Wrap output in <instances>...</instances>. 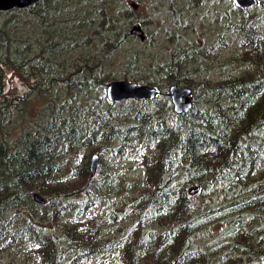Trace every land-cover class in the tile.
I'll return each instance as SVG.
<instances>
[{
    "label": "trees",
    "instance_id": "1",
    "mask_svg": "<svg viewBox=\"0 0 264 264\" xmlns=\"http://www.w3.org/2000/svg\"><path fill=\"white\" fill-rule=\"evenodd\" d=\"M123 1L38 0L0 9L1 264H23L24 256L41 264H87L106 249L120 254V264H264V0L251 10L239 7L233 22L240 49L232 62L243 66L237 73L197 79L188 49L160 63L142 64L138 49L126 54L138 73L133 80L161 89L154 97L122 99L138 105L129 120L104 92L114 74L101 76L103 59L135 35L124 27L134 7ZM184 6L169 0L172 21L182 20ZM151 34L137 38L150 43ZM45 48L61 68L54 71L56 88L24 75L29 55ZM3 65L28 84L25 93L4 94ZM174 82L192 90L187 111L170 107L163 88ZM83 98L93 102L84 108ZM88 146L86 160L70 164L75 150ZM95 151L114 165L100 162L91 173ZM124 151L141 153L143 176L122 213H109L113 233L105 237L101 219L81 216L110 203ZM67 214L70 222L56 224Z\"/></svg>",
    "mask_w": 264,
    "mask_h": 264
},
{
    "label": "rangeland",
    "instance_id": "2",
    "mask_svg": "<svg viewBox=\"0 0 264 264\" xmlns=\"http://www.w3.org/2000/svg\"><path fill=\"white\" fill-rule=\"evenodd\" d=\"M131 1H136L138 6L134 7V12L132 13V16H130L131 18H127L124 24L125 29H129L133 23L142 24L144 20L148 22V24L142 26L146 33L149 31L152 33V42L145 43L144 41L139 40L136 33L135 35H129L121 48L115 50L116 53L112 56H106L103 59V71L101 72V76L108 72H112L115 77L113 79L133 80L138 73L133 66L126 63L125 56L126 54L132 55V52L135 49L139 50L138 57H140V62L142 64L146 61L167 62L176 50L188 49L187 57H191L190 68H193V71L197 72V74H195L198 77L197 79L204 77L217 79L224 75L226 76L237 73L235 72L237 68L241 70L243 69V66L232 62V57L235 56L240 49L239 32L236 27L233 26V22L239 16V7L234 4L233 0H177V4H185L184 8H186V15H183L181 21L177 20L178 23L172 21V13L167 11L169 0H165L164 3H161V0H124L123 4L129 5ZM175 1L176 0H174V2ZM254 7L255 4L253 7L251 6L246 10L254 9ZM18 12L19 11H16L15 13ZM27 12L29 13V11ZM3 16H9V13H4ZM44 47L47 46L45 45ZM98 48L99 47L97 46L96 52L100 54ZM86 49L87 48L84 49L82 55L87 57V53L85 52ZM48 51V48H45V51L40 55L30 54V60H28V63H25L24 75L28 77L30 83L43 80L46 82V84L43 85L44 87L53 85L56 88L61 82L57 79L60 74H54V71L59 72L61 71V68L55 64L57 63L55 59L50 58L51 54ZM48 59L51 61L49 62ZM129 60H132V58H129ZM97 61L98 60L95 62ZM79 63L82 66L85 65L84 60L82 59H79ZM1 67L4 70V94L9 96V94H11L10 90L12 89L14 90L13 94H23L28 90V84L26 82H23V80L17 75L11 74V70L6 66L3 65ZM138 69L139 68H137V70ZM69 70L73 71L71 65H67L65 69V71ZM80 75L83 76V73ZM52 77L54 78L52 79ZM109 80L112 79L104 81L105 95L106 83ZM51 81L53 82L52 85H50ZM84 87L88 89L86 84H84ZM89 91L92 92L93 96L97 93V90L95 89H90ZM163 91L168 95V87H164ZM29 96L33 97L34 95L31 93ZM92 100V98H83L82 106L87 108L89 102H93ZM116 102V106L120 108L119 112L121 119L129 120L128 118L133 115L138 106L135 102L126 103L122 102V100ZM41 103V100L37 101V105H40ZM170 107L173 108L172 104ZM90 149V146L76 149L74 154L70 157V164L75 162L76 165H80L86 160L85 153L88 154ZM146 149L147 148H144V151H146ZM138 150L139 148L137 147V144H134L132 151ZM93 153L94 152L90 153V158ZM97 153L99 154L98 165L100 162H103L106 165H114V162H111L112 160L110 161L108 157H103L101 161L100 156L102 155L100 152ZM139 155H141L140 152L126 153L124 151L122 153L123 157L120 160L122 162L118 166L115 165V169L118 172V178H113L112 190L116 193L108 196L110 203L103 204L100 202L96 206L90 207L88 212L81 216L82 220H88L90 217L99 220L101 219L100 226L103 228L105 237H109L113 233L111 228L114 221L109 215L111 210H118V212L122 213L123 204H125L127 199L136 193L131 190V187L140 181L144 171L140 159L138 158ZM89 157H87V159ZM126 181L130 184L127 186L129 188L125 191L123 183ZM194 192L195 191H193V193ZM71 219L72 216L67 214L64 220H58L56 224H61L64 221L70 222ZM50 230L52 231L51 228ZM21 261L23 264H41L39 260H34L30 257L27 259L25 256ZM86 263L120 264V254L111 249H106L103 250V252L88 258ZM8 264L17 263L16 260L13 259L10 260Z\"/></svg>",
    "mask_w": 264,
    "mask_h": 264
},
{
    "label": "water",
    "instance_id": "3",
    "mask_svg": "<svg viewBox=\"0 0 264 264\" xmlns=\"http://www.w3.org/2000/svg\"><path fill=\"white\" fill-rule=\"evenodd\" d=\"M36 1L38 0H0V9L8 10L14 7H25L33 4ZM233 2L238 7L245 9L256 4L257 0H233ZM130 4L133 7L138 6V3L136 1H131ZM128 33H136L141 40L145 38V31L140 23H133L129 27ZM160 92L161 89L155 85L139 83L137 81L128 79H112L106 83V95L110 100L113 101H119L130 97L136 99H145L154 97ZM167 93L176 112L180 113L190 109L192 105V90L190 87L181 83L174 82L169 84ZM98 163L99 154L97 152H94L90 160L91 173H94ZM197 188L198 186L191 187L190 191H195L197 190ZM33 197L38 202L44 201V197L38 192H34ZM167 264H176V261L171 260Z\"/></svg>",
    "mask_w": 264,
    "mask_h": 264
}]
</instances>
